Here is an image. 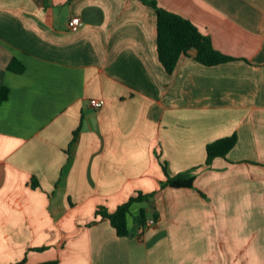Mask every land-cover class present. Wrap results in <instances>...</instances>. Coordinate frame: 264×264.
Instances as JSON below:
<instances>
[{"label":"crops","instance_id":"0c3cea01","mask_svg":"<svg viewBox=\"0 0 264 264\" xmlns=\"http://www.w3.org/2000/svg\"><path fill=\"white\" fill-rule=\"evenodd\" d=\"M149 1L233 60L168 73L142 0H0V264H264V0Z\"/></svg>","mask_w":264,"mask_h":264},{"label":"trees","instance_id":"16d2710c","mask_svg":"<svg viewBox=\"0 0 264 264\" xmlns=\"http://www.w3.org/2000/svg\"><path fill=\"white\" fill-rule=\"evenodd\" d=\"M146 4H152L157 9V45L158 55L161 63L168 73L174 72L177 63L182 55H189L190 51H195V59L207 66L219 65L233 58L216 50L209 37L200 32L189 20L175 13L168 12L157 6L154 1L142 0ZM8 69L15 73H22L25 66L17 59L13 58L9 63ZM9 97L7 87L0 88V104ZM236 144V136L226 137L215 141L207 146L206 165H211L213 159L218 156L225 157ZM168 176L167 184L172 187H192L194 183L193 176L180 175L178 177ZM149 195L142 193L131 197L127 202L118 206L115 212L110 213L104 207H99L95 213L94 220L90 223H96L97 219H109L112 226L116 229L119 236H129L130 230L128 217L131 213V206L135 202H143ZM157 216V214L155 215ZM146 210L143 208L139 217V225L145 226ZM44 264H58L50 262Z\"/></svg>","mask_w":264,"mask_h":264},{"label":"built area","instance_id":"2783aa9c","mask_svg":"<svg viewBox=\"0 0 264 264\" xmlns=\"http://www.w3.org/2000/svg\"><path fill=\"white\" fill-rule=\"evenodd\" d=\"M82 26V22L79 18H73L71 20V29L72 30H77L79 27ZM104 100L103 99H91L90 100V105L94 108H101L104 105ZM153 220L151 221V223Z\"/></svg>","mask_w":264,"mask_h":264}]
</instances>
